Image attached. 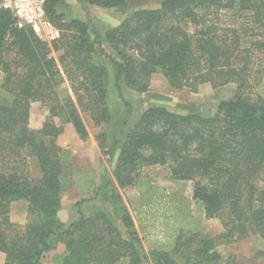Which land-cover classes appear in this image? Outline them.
<instances>
[{
  "label": "trees",
  "instance_id": "1",
  "mask_svg": "<svg viewBox=\"0 0 264 264\" xmlns=\"http://www.w3.org/2000/svg\"><path fill=\"white\" fill-rule=\"evenodd\" d=\"M81 1L124 10L129 0ZM62 2L47 0V17L61 30L51 43L32 28H18L13 13L0 8L2 264H42L48 254L52 264H235L224 262L221 246L251 237L264 245V0H164L103 35L79 19L67 20ZM226 14L233 25H223ZM53 52H62L59 60ZM107 63L116 81L139 93L158 73L173 89L198 94L205 84L215 90L236 84L237 91L212 117L150 107L116 148L113 176L99 182L92 165H74L58 138L71 125L87 141L84 114L97 126L110 122ZM36 102L49 112L38 130L30 127ZM101 148L114 156V149ZM151 167H167L173 179L192 182L193 200L223 230L203 235L189 208H181L187 199L144 176ZM71 186L84 200L104 195L112 209L98 207L87 216L79 201V216L68 224L61 219L62 196ZM126 189L140 196L136 216L124 202ZM19 201L28 203L23 227L11 220ZM145 216L164 227V237L154 235L148 251L144 244L152 234L136 227Z\"/></svg>",
  "mask_w": 264,
  "mask_h": 264
},
{
  "label": "rangeland",
  "instance_id": "2",
  "mask_svg": "<svg viewBox=\"0 0 264 264\" xmlns=\"http://www.w3.org/2000/svg\"><path fill=\"white\" fill-rule=\"evenodd\" d=\"M164 0H129L124 10L103 9L90 6L81 0H63L59 10L64 13L65 18L79 19L90 25L93 31L103 35L106 29L113 28L129 17L133 12L141 9H158ZM224 26L234 24L235 18L232 15H224L222 18ZM240 23V21H238ZM61 31V30H60ZM53 42V41H51ZM49 42V43H51ZM62 52H53L52 56L59 60ZM61 67V65H59ZM62 68V67H61ZM109 71L108 88H109V107L111 111V120L107 124L97 126L90 120L87 115H83L86 119L89 131V139L82 141L73 127L72 130H65L58 138L60 144L65 149L66 154H72V160L75 166L90 164L97 172L98 179L108 174L113 176V171L117 162L119 151L116 149L124 140L134 124L140 119L142 114L152 106H164L170 111L178 114H197L203 117L214 116L219 109L220 103L224 100L232 99L237 91L236 84H230L217 90L213 89L210 84L202 85L198 94L192 93L190 89H173L168 80L160 73L153 75L150 88L145 93H139L127 87L123 81H116V71L109 63H107ZM2 73L0 72V81ZM49 117L46 107L36 102L32 104L31 120L32 127L37 128L40 124H44ZM103 135L99 140V136ZM101 143L106 148L114 149L115 153L112 158L105 155ZM65 154V155H66ZM30 170L34 177H39L40 172L35 166V161H29ZM144 176L150 179L154 184L163 187L170 195L179 194L187 199V202L181 208L188 207L190 215L198 222V229L203 235L214 236L219 234L223 228L219 219H207L201 202L193 200V183L175 180L171 177L170 170L167 167H151L144 171ZM124 202L129 210L136 216L139 214L140 196L134 189H126L121 192ZM81 198L77 195L73 186L65 189L62 196V213L61 219L68 224L78 218L79 201L84 202L82 210L85 215H91L98 207H107L112 209L106 201L104 195L94 199ZM28 206L22 204L15 205L13 216L17 225L25 226V217ZM13 212V211H12ZM137 218V217H136ZM143 226L136 223V227L141 234H152L148 243L144 244L146 250L151 245H156L157 238L154 235L161 234L164 237V227L161 223H155L157 219H151L150 216L142 218ZM154 225V226H151ZM145 231V232H143ZM263 243L258 242L256 237H251L243 242L233 245H224L219 248L223 256L224 262L235 259V264H260L262 258L258 257V253L262 251ZM52 255L46 256L42 264H51ZM0 264L2 258L0 256ZM151 264V263H146Z\"/></svg>",
  "mask_w": 264,
  "mask_h": 264
},
{
  "label": "built area",
  "instance_id": "3",
  "mask_svg": "<svg viewBox=\"0 0 264 264\" xmlns=\"http://www.w3.org/2000/svg\"><path fill=\"white\" fill-rule=\"evenodd\" d=\"M46 5L47 0H2L0 8L13 13L18 28H32L42 40L51 42L61 37V31L48 19Z\"/></svg>",
  "mask_w": 264,
  "mask_h": 264
},
{
  "label": "crops",
  "instance_id": "4",
  "mask_svg": "<svg viewBox=\"0 0 264 264\" xmlns=\"http://www.w3.org/2000/svg\"><path fill=\"white\" fill-rule=\"evenodd\" d=\"M42 126H43V124H40L39 127H37V128H33V127H32V120H31V118H30V127H31V129L38 130V129H41ZM66 128H67L66 130H68V129H69V131L72 130L71 125H67ZM60 139L62 140V137H61ZM60 139H59V146L63 148V146L60 144ZM63 149H64V148H63ZM17 204H22V205H24V206H28V203L25 202V201L14 202V203L12 204V207H11V220H12L13 223L16 222V220H15V218H14V216H13V213H14V211H15V205H17ZM12 211H13V212H12ZM24 217H25V222H28V214H27V212H26V215H24ZM48 255H49V254H48ZM51 264H52V263H51Z\"/></svg>",
  "mask_w": 264,
  "mask_h": 264
}]
</instances>
